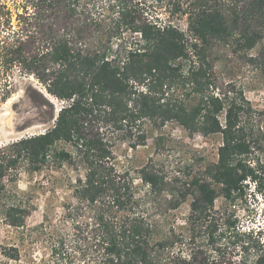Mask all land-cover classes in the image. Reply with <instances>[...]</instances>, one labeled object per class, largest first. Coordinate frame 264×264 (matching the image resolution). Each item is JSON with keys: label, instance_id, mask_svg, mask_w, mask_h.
<instances>
[{"label": "trees", "instance_id": "1", "mask_svg": "<svg viewBox=\"0 0 264 264\" xmlns=\"http://www.w3.org/2000/svg\"><path fill=\"white\" fill-rule=\"evenodd\" d=\"M29 1L33 11L17 14L21 30L5 19L0 65L35 77L63 105L52 127L0 147L4 225L20 237L27 229V207L3 198L11 172L42 176L48 197L29 230L39 258L34 247L5 245L0 261L221 264L219 250L188 246L227 236L233 249L253 251L243 264H264L260 232H240L215 210L216 200L231 206L242 196L244 182L264 183V137L253 138L250 104L219 90L215 72L217 53L230 49L264 78V0ZM173 126L219 136L215 160L196 150L168 170ZM121 146L146 147V161L136 165Z\"/></svg>", "mask_w": 264, "mask_h": 264}, {"label": "rangeland", "instance_id": "2", "mask_svg": "<svg viewBox=\"0 0 264 264\" xmlns=\"http://www.w3.org/2000/svg\"><path fill=\"white\" fill-rule=\"evenodd\" d=\"M23 6L29 7L28 12L33 11L29 0H0V41L6 30V18H9V23H12L15 30H21L23 27L25 18L17 17ZM6 12H9V15H5ZM156 13L162 18L167 16L166 13L159 10ZM2 24H4V28H2ZM20 33L26 34L22 31ZM3 70L4 68L0 65V147L52 127L56 112L63 105L62 102L49 95L35 77L25 75L18 68H12L7 72H3ZM215 72L216 85L219 90L232 89L249 102L252 111V120L249 123L254 134L253 138L262 139L264 137V78L253 68L248 58L236 54L230 49H222L217 53ZM166 132L173 138V143L169 145L171 148L166 154L165 164L168 166V170L171 167H182L189 164L188 160L194 157V153H197L196 150L208 156L209 160H215L216 146L220 143L219 136L209 139H204L200 135L188 137L186 133L175 126L173 129L167 128ZM149 145H151L150 140L147 142V146ZM147 151L146 147H140L136 152H130L125 146H121L118 153L132 155L135 164L141 165L146 161ZM43 181L42 176H30L23 169L11 172L10 176L4 179L6 188L12 191L5 193L3 198L10 196L13 200L16 197V200L22 203V207L23 205L27 207L28 213L23 218L27 229L22 237L20 234H16L15 230L5 226L0 219V246H18L23 248L25 253L35 246L32 241L35 236L29 230L43 221L45 204L48 203V197L40 193L38 186V183ZM243 186L244 194L235 199L231 206L225 205L218 199L215 203V210L223 213L224 219L234 220L240 232L259 231L264 247V183L259 190L250 181L244 182ZM182 207L181 212L184 210L186 212L185 205ZM204 239L202 236L196 237L193 244L189 242L191 245L188 248H193L196 252L219 250L214 253L218 256L219 252L221 257L224 255L221 264H243L244 257L249 262L253 260V251L240 250V242L236 244L238 247L233 249L227 236H215L213 241ZM37 246L33 250L36 252L35 256L39 258V254L42 252L39 244ZM0 264L16 263L0 261Z\"/></svg>", "mask_w": 264, "mask_h": 264}]
</instances>
